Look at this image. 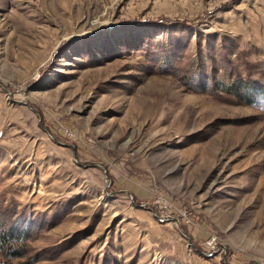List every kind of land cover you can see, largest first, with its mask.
<instances>
[{
    "label": "rangeland",
    "instance_id": "1",
    "mask_svg": "<svg viewBox=\"0 0 264 264\" xmlns=\"http://www.w3.org/2000/svg\"><path fill=\"white\" fill-rule=\"evenodd\" d=\"M0 264H264V0H0Z\"/></svg>",
    "mask_w": 264,
    "mask_h": 264
}]
</instances>
